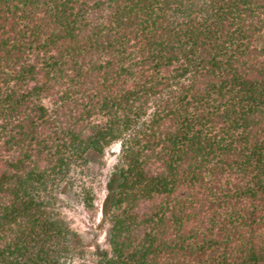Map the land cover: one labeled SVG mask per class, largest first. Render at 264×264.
<instances>
[{
    "label": "trees",
    "instance_id": "trees-1",
    "mask_svg": "<svg viewBox=\"0 0 264 264\" xmlns=\"http://www.w3.org/2000/svg\"><path fill=\"white\" fill-rule=\"evenodd\" d=\"M0 264H264V0H0Z\"/></svg>",
    "mask_w": 264,
    "mask_h": 264
},
{
    "label": "rangeland",
    "instance_id": "rangeland-1",
    "mask_svg": "<svg viewBox=\"0 0 264 264\" xmlns=\"http://www.w3.org/2000/svg\"><path fill=\"white\" fill-rule=\"evenodd\" d=\"M117 153L118 145H112L108 147L103 154L91 156L89 167L91 169L98 168L102 173L106 174L115 162ZM104 194L103 187L100 185L96 190L94 202L91 208L84 210L74 209L68 214L74 228L79 230L87 240L94 241L96 245L101 248L105 246L102 226L100 225V209Z\"/></svg>",
    "mask_w": 264,
    "mask_h": 264
}]
</instances>
